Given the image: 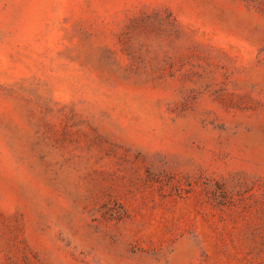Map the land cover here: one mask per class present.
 Listing matches in <instances>:
<instances>
[{"label":"rangeland","instance_id":"1","mask_svg":"<svg viewBox=\"0 0 264 264\" xmlns=\"http://www.w3.org/2000/svg\"><path fill=\"white\" fill-rule=\"evenodd\" d=\"M0 264H264V0H0Z\"/></svg>","mask_w":264,"mask_h":264}]
</instances>
